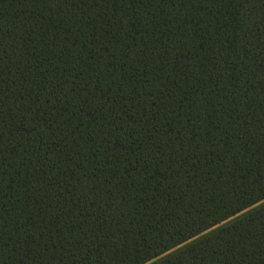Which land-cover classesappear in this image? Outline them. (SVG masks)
Wrapping results in <instances>:
<instances>
[{
  "label": "trees",
  "instance_id": "1",
  "mask_svg": "<svg viewBox=\"0 0 264 264\" xmlns=\"http://www.w3.org/2000/svg\"><path fill=\"white\" fill-rule=\"evenodd\" d=\"M0 264H264V0H0Z\"/></svg>",
  "mask_w": 264,
  "mask_h": 264
}]
</instances>
